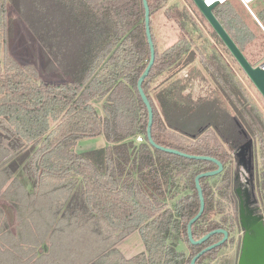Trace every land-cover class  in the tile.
<instances>
[{"label":"trees","instance_id":"1","mask_svg":"<svg viewBox=\"0 0 264 264\" xmlns=\"http://www.w3.org/2000/svg\"><path fill=\"white\" fill-rule=\"evenodd\" d=\"M44 1L48 5L40 6L41 20L33 24L21 16L15 25L24 37L32 34L38 40L45 52L44 66L48 59L56 63L62 73L56 80L44 78V66L26 62L12 45L10 6L23 7L19 0H0V128L13 139V148L29 147L25 168L30 177L42 171L69 192L65 199L69 207L60 206L54 214L65 227L60 233L67 244H56L47 264H62L59 258L53 260L57 253L68 264H190L199 251L222 237L215 234L195 245L188 236V224L200 210L196 176L218 165L169 153L149 142V111L138 89L151 58L143 0ZM166 2L148 0L151 18ZM214 12L246 55L247 47L264 37L256 19L258 32L247 23L245 14L251 13L240 0L218 4ZM254 13L264 26V8ZM167 15L183 36L164 51L155 45V61L143 82L154 111L153 138L159 145L212 156L225 165L221 173L201 179L205 210L192 227L199 239L224 221L226 208L220 199L227 196L232 154L219 127L222 118L238 121L264 147V116L236 85L221 57L208 52L204 40L198 46L204 56L201 62L217 91L195 101L185 94L188 82L176 71L154 86L174 66L182 70L194 61L190 54L198 37L190 25L196 22L186 8H169ZM151 31L154 38L152 19ZM204 101L212 102L213 120L219 124L209 122L199 132H187L181 118L189 119ZM100 135L105 139L101 147L77 149L82 139ZM261 185L264 192V174ZM43 195L49 197L45 192L39 197ZM107 226L119 238L139 230L145 250L126 258L115 241L108 252L99 253L102 242L110 240L103 229ZM181 242L186 249L179 248ZM226 247L228 243L204 253L196 264L220 262L224 257L219 253Z\"/></svg>","mask_w":264,"mask_h":264},{"label":"rangeland","instance_id":"2","mask_svg":"<svg viewBox=\"0 0 264 264\" xmlns=\"http://www.w3.org/2000/svg\"><path fill=\"white\" fill-rule=\"evenodd\" d=\"M19 3L23 7V9H20L19 6H17V4L15 3H14L15 5L10 6V17H11L10 41L12 42V45L15 48H18L20 50L22 55L20 53L19 54L24 58L26 62L28 63L39 62L38 66L40 65V67L42 66L43 68L44 62L42 58L43 56L45 57V52L42 51V49L40 48L38 40H35L32 34H29L28 36L24 37L23 34L18 33L17 27L15 25V21H19L20 17L23 16V18H26L29 22H32L33 24H35L42 18L43 13H40V9H41L40 6H47L48 3L44 0H37L35 3L33 0H19ZM250 7L253 10V12L255 11L257 13L259 11H262L264 8V0H258V1L254 0L250 4ZM169 8H179L180 10L182 8H186L189 11L191 18L194 19V21L196 22V25H193V24L190 25V27L193 28L192 30L193 36L198 37L195 43H192V48H191L190 58L191 59L194 58V61L190 62V64L186 66L185 68H183L182 70H180V65L174 66L171 71L165 72L164 74L159 76V78L155 81L154 86L155 85L158 86V84L164 81L167 75H169L173 71H176L177 76L179 78H182L184 82H188V87L185 90V94H190L192 96V99L195 101L200 98H209L213 94V92L217 91L216 85L211 79L209 72H207L203 62H201L204 56L203 54H201L198 46H200L202 41L204 40L205 45L209 49L208 52L215 53L219 57H221L220 60L224 63L225 66H227L228 70H230V73L236 85L239 86L241 89H243V91L249 98V101L253 103L256 107H258L264 116V98L259 93V91L256 89V87L253 85V83L248 78V76L245 74V72L242 70V68H239V64L234 59L232 54L228 52L229 50L226 49V46H224L220 42V40L217 38V36L214 34L212 27L203 17V15L199 11V9L195 6L192 0H167V2L165 3V6L159 9L156 13H154L151 19H152V28L154 31V38H155V39L153 38V41L155 40L154 44L157 45V49H159V51H164L171 45L175 44V42H177L181 38V36H183V33L181 32L176 22L167 15V9ZM245 17L251 29L258 32L259 31L258 25L256 24L254 20L256 19L255 16H253L252 13L251 15L246 13ZM256 21L260 27L262 28L264 27L263 24L259 22L257 19ZM23 37L27 39V41H25ZM28 42L30 44H28ZM246 53H247V56L253 62H256L259 64L262 61H264V37L260 36V38H258L251 45H249L246 49ZM35 54H37V56H35ZM188 55H186L185 58H187ZM46 63H49V64L48 65L46 64L43 68L44 70L41 71V74L44 78L56 80L62 77V73L60 72V69L57 67L56 63L52 64L49 61V59L47 60ZM60 67H62L61 64H60ZM212 109H213L212 102L204 101L198 104L194 108L193 113L190 115L189 119H185L182 117L179 123L185 125V130L191 133L199 132L201 131L202 128H206L207 125L210 124L209 122L219 124L218 120L216 121L213 120L216 118L213 117L214 113ZM222 119H223L221 120L222 123L219 125V127L222 131H225V136H228L230 137V139H233L234 137H239L241 135L238 129L240 125L237 121H235L232 118L231 119L229 118L227 120L224 118ZM242 136L239 137L240 141L245 140L244 138H242ZM9 139L11 140V137L7 136L6 130H3L2 128H0V166L4 163L9 164L10 162L14 160H19V158L21 157V154L19 155H14L16 153L10 154V150H9L10 146L8 142ZM81 141L83 142L77 146V149L79 148V150L81 151H90L92 149L101 147L104 141V138L102 135H100L96 138L87 137V138L82 139ZM249 141H252V140L250 139L246 142H249ZM4 143L9 148H6L4 146ZM243 146L244 145L240 146V148H236L235 151H237V149L238 150L241 149ZM18 148H14V149L10 148V149L11 151H15ZM25 149L29 150V147L27 148L24 147V149L21 148V150L19 151L24 152L26 151ZM15 177H16L15 178L16 184H19L21 192L24 190L22 187H25L28 192L32 191L28 187V186H31L30 185L31 181L26 176V174L25 176H23L21 175V172H17ZM42 177H43L42 186H41V190L39 189V192L48 191L47 195H49V198L51 199L53 198L54 202H56L59 197L60 199H63L62 200L63 202H65V199L69 193L68 190H66L65 188H62L64 186L59 188L60 186L58 185L55 179L49 178L44 175H42ZM13 180L14 179L10 177L9 178L5 177L0 191L4 192V189H7L9 185H12V183L14 184ZM211 182L214 185H216L218 183V179L211 180ZM23 197L24 199L26 198L25 196ZM34 197L35 196H33V199ZM20 200L21 198L16 197L17 203L21 204ZM68 200L69 199H67L66 201ZM48 201L49 199L45 196L38 197V201L36 205L34 204L35 201H32L34 209L39 208L38 215H37V211H36V214L33 215L34 220L36 221L38 219L40 221L42 218H44L48 220L47 222H49L50 225L46 226L45 228L44 233H46V238L44 239L42 238L43 237L42 236L41 237L42 241L40 240L38 243L36 242L35 245L33 246L34 248H30V245L32 246L33 243L35 242L32 236V233L25 234L24 236V240L26 241L25 246H24L25 251L22 252V256H23L22 262L24 264L26 263L27 264H47V261H49L50 258L52 259V256L54 255L53 247L54 246L56 247V244H61V246H64V242L65 244H67L66 238H61V236H64L65 234L60 233V232L66 231L65 227L60 225V223L58 222V217L52 214V212L50 211L51 204L49 205ZM72 221L73 220H71V222ZM68 224H70V221ZM103 229H105V237L108 236L109 237L108 239L110 240L108 242L105 241V243L102 242V245L104 244V249H102L99 253L108 252L111 244L115 241H117L116 247L121 251V253L126 258L134 257L137 254L145 250L143 237L139 230H135L131 232L130 234H128L127 236L119 238L118 235L116 234L115 229L114 228L111 229V226H107ZM56 232H57V235L55 236ZM47 239L49 241H46ZM42 243H43V249H45L46 245H49V243H51L52 245V248L49 247L51 251L45 255L43 254L40 255L38 252V248L41 247ZM179 248L186 249L183 242H181ZM84 249H88V248H84ZM219 255H223L224 257V259H222L220 262L214 259V260H207L206 263L236 264L237 262V256H236L235 251L232 249H229L228 247L220 251ZM57 258L61 260L62 264L66 263L64 260L60 258L59 253L56 254L53 260L56 259V261H58ZM13 264H14V261H13Z\"/></svg>","mask_w":264,"mask_h":264},{"label":"flooded vegetation","instance_id":"3","mask_svg":"<svg viewBox=\"0 0 264 264\" xmlns=\"http://www.w3.org/2000/svg\"><path fill=\"white\" fill-rule=\"evenodd\" d=\"M238 129L241 134L239 137L243 135L242 138L245 140L240 141L239 137L230 139V137L224 136L232 154L230 160L231 179L226 187L227 196H223L220 199L223 207L226 208L222 215V220L224 219L223 226L216 228L228 231V238L224 243H228V248L235 251L237 256L236 264H239L246 235L248 233L252 235L254 228L260 230L261 225H264V192L261 191V179L264 174V147L259 137L249 135L241 125ZM250 139L252 141L246 142ZM11 141L12 138L8 140L9 146L13 148L10 145ZM242 145L244 146L241 149L235 151L236 148H240ZM4 146L9 148L5 143ZM10 148V154H21V157L19 160H14L9 164L4 163L0 166V190L5 177L14 179V184L9 185L7 189H4V192L0 191V264H13V261L14 264H24L22 262V252L25 251V234L32 233L35 242L32 246L30 245V248H34L33 246L36 242L42 241V236V238H46V233H44L45 228L50 224L47 222V219L42 218L40 221L38 219L35 221L33 218L36 211L38 215L39 208L34 209L32 201H35L34 204L36 205L38 197L44 193L42 191L39 192L43 180L42 171L38 175L33 174L34 178L30 177L25 168L26 160L31 156L30 152H28L29 150L25 149L26 151L23 152L19 151L21 150L20 148L11 151ZM224 170L225 165L222 171ZM17 172H21L23 176L26 174L30 179L31 186L28 187L32 190L31 192H28L22 186L24 190L21 192L19 184H16L15 181ZM45 193L48 194V191ZM23 196L26 198L24 199ZM33 196H35L34 199ZM16 197L21 198V204L17 203ZM47 198L49 199V205L51 204L50 211L52 214H56L60 206H63V208L69 207L65 205V202L60 197L57 201L55 199L56 202L53 201V198ZM218 218L221 217L219 216ZM216 234H221L222 237L215 242H218L224 237L223 233ZM46 241L49 240L47 239ZM50 245L51 243L43 249L42 243L41 247L38 248L39 254L45 255L50 252L49 247L52 248V245Z\"/></svg>","mask_w":264,"mask_h":264},{"label":"water","instance_id":"4","mask_svg":"<svg viewBox=\"0 0 264 264\" xmlns=\"http://www.w3.org/2000/svg\"><path fill=\"white\" fill-rule=\"evenodd\" d=\"M192 1L195 4V6L199 9L201 14L204 16L206 21L209 23V25L212 27V29L215 31V33L218 35V37L222 40L226 48L232 54V56L237 61L239 66L242 68V70L245 72V74L248 76V78L251 80L253 85L256 87V89L259 91V93L264 98V61H262L261 63L257 65H254L250 61V59L247 57L245 52L240 48V46L237 44L235 39L232 37V35L229 33V31L226 29V27L223 25V23L220 21V19L215 14L214 7L218 5V2L208 4L206 0H192ZM143 3H144L145 10H146V15H145L146 33H147L148 42L150 45L151 58H150L148 66L146 67L145 71L143 72V74L138 80V89L149 111V123H148V131H147L149 142L151 145H153V147L158 148L160 150L173 153V154H178V155L188 157V158H193V159L211 160V161L216 162L218 165L217 169L206 171L196 176V187H197V190L200 196V210L190 220L188 224V236H189L190 241L195 245L202 244L203 242L207 241L212 235L216 233H223L224 237L218 242H215L207 246L206 248L202 249L201 251H199L197 255H195L192 258L191 263H190V264H196L198 259L204 253L222 245L228 238V231L225 229L212 230L209 233L203 235L199 239L194 238L193 230H192L193 224L201 217V215L203 214L205 210V197H204L203 187L201 185V179L203 177L215 176L219 174L223 170L224 165L221 161H219L215 157L208 156V155L189 154V153L182 152L175 148H170V147L159 145L158 143L155 142L153 135H152L154 111H153L151 102L146 92L144 91L143 82L145 78L147 77V75L150 73V70L154 64L155 56H156V48H155L152 31H151L150 6L148 3V0H143ZM239 264H264V225H261L260 230L258 228H254V233L252 235H249V233L246 235L244 239V244H243V249H242V253L240 256Z\"/></svg>","mask_w":264,"mask_h":264},{"label":"built area","instance_id":"5","mask_svg":"<svg viewBox=\"0 0 264 264\" xmlns=\"http://www.w3.org/2000/svg\"><path fill=\"white\" fill-rule=\"evenodd\" d=\"M227 0H206V2L208 3V4H212V3H215V2H218V4H222V3H225ZM245 6H246V8L252 13V15L253 16H255L256 18H257V16L255 15V13L253 12V10L251 9V7H250V4L252 3V1H254V0H240ZM258 19V18H257ZM258 21H259V19H258ZM260 22V21H259ZM264 28V27H263ZM137 140L138 141H143L144 140V138H143V136H141V135H139L138 137H137Z\"/></svg>","mask_w":264,"mask_h":264},{"label":"crops","instance_id":"6","mask_svg":"<svg viewBox=\"0 0 264 264\" xmlns=\"http://www.w3.org/2000/svg\"><path fill=\"white\" fill-rule=\"evenodd\" d=\"M104 142H105V139H104V141H103V143H102V144H104Z\"/></svg>","mask_w":264,"mask_h":264}]
</instances>
